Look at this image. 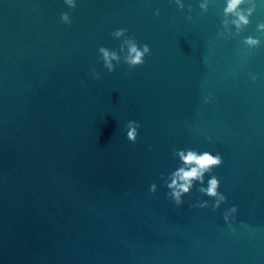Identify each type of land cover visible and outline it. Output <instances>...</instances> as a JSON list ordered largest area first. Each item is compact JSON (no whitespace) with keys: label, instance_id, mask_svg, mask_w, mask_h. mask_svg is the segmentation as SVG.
Wrapping results in <instances>:
<instances>
[{"label":"water","instance_id":"95a60500","mask_svg":"<svg viewBox=\"0 0 264 264\" xmlns=\"http://www.w3.org/2000/svg\"><path fill=\"white\" fill-rule=\"evenodd\" d=\"M227 4L0 0V264H264V0Z\"/></svg>","mask_w":264,"mask_h":264},{"label":"clouds","instance_id":"9594fccd","mask_svg":"<svg viewBox=\"0 0 264 264\" xmlns=\"http://www.w3.org/2000/svg\"><path fill=\"white\" fill-rule=\"evenodd\" d=\"M67 3L71 4L72 0H66ZM179 2V0H177ZM243 2V0H228L226 12L233 13L238 9L239 5ZM204 7V5H201ZM157 15L159 11L157 10ZM62 19L67 20V15H64ZM239 22L247 23V19L245 16H239ZM235 23V21H234ZM239 26V23L237 24ZM261 28H264V25H260ZM122 31H118L116 35H121ZM249 43L255 44L256 41L250 40ZM100 51L103 53L105 66L108 68L109 72L113 71V65L111 63L112 60H118L119 57L116 56L115 53H109L107 50L101 48ZM146 53H149V48L147 45H144L143 51L138 50L135 44H132L129 48V55L126 58V62L128 63L130 68H136L138 66H142L144 64V56ZM95 79H100L99 76L95 77ZM135 122H130L127 138L132 143L136 142V129L131 125ZM139 126V125H137ZM181 158L185 165L189 166L187 168H180L177 172L174 173L172 183L168 186L173 189L172 196L174 197L177 204L181 203V196L184 193L189 192L190 188L193 186L194 181H198L203 183V175L213 169L215 167L221 166L223 161L220 154L213 155L210 152H203L201 154H197L194 151H189L187 155L183 153L180 154ZM194 165V166H193ZM219 186V180L217 177L213 176L208 181L207 188H201L200 191L206 193L209 196L216 197L218 195L217 188ZM152 191H155V185L152 186ZM220 200L224 199V196H219ZM218 206V203H217ZM235 211V209H233ZM227 219V217H226Z\"/></svg>","mask_w":264,"mask_h":264}]
</instances>
